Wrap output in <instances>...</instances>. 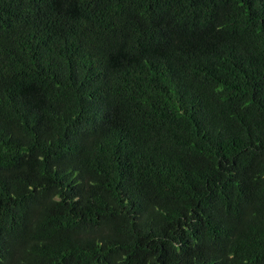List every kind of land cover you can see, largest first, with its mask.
<instances>
[{
	"label": "trees",
	"instance_id": "1",
	"mask_svg": "<svg viewBox=\"0 0 264 264\" xmlns=\"http://www.w3.org/2000/svg\"><path fill=\"white\" fill-rule=\"evenodd\" d=\"M0 264H264V0H0Z\"/></svg>",
	"mask_w": 264,
	"mask_h": 264
}]
</instances>
